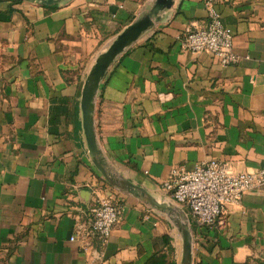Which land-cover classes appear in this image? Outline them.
<instances>
[{
  "label": "crops",
  "instance_id": "0c3cea01",
  "mask_svg": "<svg viewBox=\"0 0 264 264\" xmlns=\"http://www.w3.org/2000/svg\"><path fill=\"white\" fill-rule=\"evenodd\" d=\"M148 0H0V264H179L170 219L110 186L92 164L80 92L97 55ZM236 63L181 49L204 25L202 0H174L106 71L95 100L100 148L123 178L181 209L190 264H264V185L198 225L161 188L174 168L210 160L264 168V0L215 4ZM96 196L121 209L104 246L69 237Z\"/></svg>",
  "mask_w": 264,
  "mask_h": 264
},
{
  "label": "built area",
  "instance_id": "2783aa9c",
  "mask_svg": "<svg viewBox=\"0 0 264 264\" xmlns=\"http://www.w3.org/2000/svg\"><path fill=\"white\" fill-rule=\"evenodd\" d=\"M226 0H202L207 12L204 25L189 24L178 33L177 40L184 51L208 53L220 65L236 63L239 56L233 50V35L222 23L215 4ZM264 185V168L253 172L230 173L223 164L210 160L193 169L183 167L170 171L162 181V190L179 206H185L198 225L212 226L226 206L238 204L248 190ZM122 209L107 196H96L88 217L71 233L70 242L79 241L86 250L92 243L104 246L114 226L120 221Z\"/></svg>",
  "mask_w": 264,
  "mask_h": 264
},
{
  "label": "water",
  "instance_id": "95a60500",
  "mask_svg": "<svg viewBox=\"0 0 264 264\" xmlns=\"http://www.w3.org/2000/svg\"><path fill=\"white\" fill-rule=\"evenodd\" d=\"M38 1L52 5L60 0H24ZM174 0H148L133 20L117 33L106 47L97 55L90 67L80 92L81 126L90 160L102 178L115 189L140 198L151 208L164 213L178 230L181 241L179 264L191 263L192 234L184 212L176 210L173 204L156 201L147 191L131 183L120 175L104 156L95 131L94 108L100 83L114 59L128 46L136 42L148 29L161 18L163 11L170 9Z\"/></svg>",
  "mask_w": 264,
  "mask_h": 264
},
{
  "label": "rangeland",
  "instance_id": "374dc122",
  "mask_svg": "<svg viewBox=\"0 0 264 264\" xmlns=\"http://www.w3.org/2000/svg\"><path fill=\"white\" fill-rule=\"evenodd\" d=\"M172 244L173 249H175L176 252L175 254L177 255L178 260H180L182 241L179 232H175Z\"/></svg>",
  "mask_w": 264,
  "mask_h": 264
},
{
  "label": "bare ground",
  "instance_id": "6f19581e",
  "mask_svg": "<svg viewBox=\"0 0 264 264\" xmlns=\"http://www.w3.org/2000/svg\"><path fill=\"white\" fill-rule=\"evenodd\" d=\"M175 207H176V206H175ZM178 209H179V208L176 207V210H178ZM183 218L187 220L186 216H184ZM181 249H182V246H181ZM180 257H181V256H180ZM179 261H180V260H179Z\"/></svg>",
  "mask_w": 264,
  "mask_h": 264
},
{
  "label": "trees",
  "instance_id": "16d2710c",
  "mask_svg": "<svg viewBox=\"0 0 264 264\" xmlns=\"http://www.w3.org/2000/svg\"><path fill=\"white\" fill-rule=\"evenodd\" d=\"M15 1H17V0H15Z\"/></svg>",
  "mask_w": 264,
  "mask_h": 264
}]
</instances>
